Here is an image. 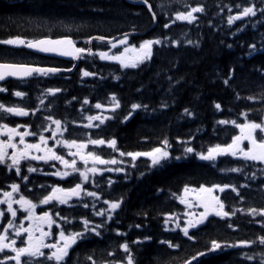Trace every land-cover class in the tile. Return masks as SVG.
<instances>
[{
    "label": "trees",
    "instance_id": "16d2710c",
    "mask_svg": "<svg viewBox=\"0 0 264 264\" xmlns=\"http://www.w3.org/2000/svg\"><path fill=\"white\" fill-rule=\"evenodd\" d=\"M161 1L166 2L148 0V3L153 9ZM234 2L239 6L255 4L256 16L245 21L235 20L229 25L228 17L233 13L226 8L233 7ZM262 7L264 0H229L224 11L206 10L199 22L179 23L166 29L164 24L172 18L167 21L161 17L156 24L146 4H131L128 0H0V40L20 38L29 41L71 35L81 47L86 48L85 41L90 37L115 38L128 33L129 45L137 48L144 40L161 41L154 46L151 59L134 69L124 70L117 63H103L95 55L85 59L70 76H37L25 84H8L10 92L19 90L25 95L23 99L28 103L22 108L37 111L35 118L30 116L23 123L30 125L31 131L38 136L42 134L43 126L46 127L45 116L62 122L66 120L73 131L75 127L71 122L78 118L79 109H82V118L92 116L97 103L113 105L111 97L115 96L120 107L112 114V119L95 129L82 126V139L68 140L81 141L94 154L109 159L118 157L117 151L107 144L91 146L89 141L115 139L116 149L124 153L163 148L165 139L170 145L168 151L173 159L162 167H152L150 161L142 159L139 166L126 167L125 173L90 177L85 184L80 182L78 173L63 183L57 179L38 178L23 186V196L34 202L47 195L46 190L52 184L63 185L66 189L80 182L86 191H95L101 196L97 204L86 197L75 210L54 207L53 217L66 232L83 231L81 221L84 219L93 225L106 220V216L94 215V212L106 210L105 199L122 201L112 220L98 229L101 235L88 234L86 240L79 241L71 250L66 264H112L125 257L119 248L123 243L129 245L134 264H184L198 251L210 247L213 239L221 244L256 243L251 247L224 248L207 259L199 257L201 264H260L264 245L259 244L258 238L264 235V228L260 227L264 217H253L247 213L250 208H264V165L248 162L246 166L243 160L229 155L219 156L213 162L200 161L194 155L181 160L174 158L185 155V146L193 147L196 152H207L209 147L227 145L234 136L240 135L238 128L231 123L220 124V120L243 123L245 117L241 114L246 113L249 121H264ZM252 45L255 49L250 47ZM93 49L110 54L120 52V49L114 50L99 43H93ZM0 62L72 68L69 63L29 55L24 48L15 49L6 44H0ZM81 69L93 75L83 76ZM225 80H228L227 84ZM54 89L60 91L51 94L49 90ZM0 98L10 97L0 95ZM85 100L89 103L85 104ZM133 104H139L141 108L133 111ZM129 112L132 115L125 121L124 117ZM16 122L10 123L15 125ZM36 123L38 127L42 126L36 128ZM256 135L259 137L264 133L257 130ZM242 146L246 147L247 141ZM232 168H242L243 171L232 172ZM55 169L64 171L59 163H55ZM10 180L6 170L0 168V184ZM12 183H16L15 179ZM226 184L235 186L240 195L232 192L231 187L221 192L225 210L238 208L242 212H237L230 219L211 217L198 229H191L190 235L195 234L194 242L179 230L174 231L171 225H165L166 215L176 216L184 212L175 196L181 195L185 186L199 188L201 185ZM85 203L87 208L83 207ZM55 213H59V217H67L70 222H65ZM8 219L0 221L1 230L7 226ZM21 221L24 223L23 216L16 220V224ZM229 224L232 228L228 227ZM166 227L169 230L166 231ZM117 231L124 235H117ZM9 236L12 237L11 231ZM146 236L151 239L145 240ZM50 239L54 242L55 237ZM160 240L171 241L179 247L168 248L166 243L160 244ZM109 252H114V255L109 256ZM245 254L255 258L248 260ZM5 255L8 253H0V259Z\"/></svg>",
    "mask_w": 264,
    "mask_h": 264
},
{
    "label": "snow or ice",
    "instance_id": "6c2138e0",
    "mask_svg": "<svg viewBox=\"0 0 264 264\" xmlns=\"http://www.w3.org/2000/svg\"><path fill=\"white\" fill-rule=\"evenodd\" d=\"M144 4L148 6V11L152 13V20L155 22L157 17L153 12L151 4L148 3V0H142ZM239 7V5H237ZM204 11L203 7L197 6L192 7L190 11L180 12L175 15V20L187 21L189 24L193 23L196 17L194 13H202ZM231 11V9H229ZM261 13L264 14V7L260 9ZM256 16L255 5L244 7L241 12L235 16L228 17V24L232 25L235 20H241L245 17ZM168 23L164 24V28H169ZM104 42L107 40L108 45L111 49H116L118 47H123V51L112 53L109 52H98L93 53L91 48L77 47L76 42L65 36L61 39H51L44 38L38 40H29L25 41L20 38L9 39V40H0V44L14 45V46H25L30 49H35L39 52L52 53L61 57H71L75 59H83L84 55H98L101 60H108L117 63L121 69H134L139 67L141 64L150 60L153 53V46L161 44L159 39H149L144 40L139 44V47L129 45V34L125 33L123 37L119 40L115 38L108 39L105 36H95L90 37L85 41V44H91L92 41ZM191 43V41H189ZM231 47V45H229ZM255 49V45L250 46ZM71 68L61 69L58 67H49V68H39V67H30L25 65L18 64H8L0 63V81H4L6 77H15V78H24L32 76L34 73L39 75L55 74L61 71H71ZM83 76L93 75L87 71H83ZM231 79V77H229ZM225 84L228 83V80L224 81ZM4 87H0V92H5ZM51 94L60 91L59 89L49 90ZM15 96L22 97L24 94L22 92H15ZM113 102L111 111H115L120 107L119 102L116 100L115 96L111 97ZM41 103L43 101L41 100ZM85 104L89 103L88 100L84 101ZM217 109H220V105H215ZM97 109H100L101 104L97 103L95 105ZM132 110L135 111L141 108L139 104H133ZM147 107V106H144ZM0 111L4 113H10L14 116L25 117L29 115V111L20 108V107H6L4 104H0ZM187 113L188 110L185 109ZM35 115V113H32ZM132 113L129 112L124 120L127 121L131 117ZM190 115V113H189ZM242 116L245 117L243 123H237L233 121L220 120V124L231 123L233 126L240 130V135H236L232 138L231 143L227 145H215L209 147L207 152H196L195 149L191 146H185L183 148L184 156H176L174 159L181 160L187 159L189 155H194L196 159L200 161L213 162L219 156L229 155L233 158L243 160L245 165H248V162L252 164L264 165V135L257 136V130L260 133H264V121L259 123L247 120V114L242 113ZM112 117H103L100 116H89L87 119L89 123L84 125V127H92L93 120H99L100 124H103L105 120L111 119ZM45 120H51V124L56 126L55 131H52V139L55 141V144L62 145L65 148L71 150L76 148V152L69 151L68 155L72 156L73 159L69 162L64 159L63 156L58 155L52 148L48 147V138L43 134H39L38 142L36 143H27L25 138L28 136H37V133L30 132L24 124H17L15 127H9L8 124H0V137H6V139H0V165L5 166L8 170L15 169V174L17 176H22L21 172V162L26 160H42L47 163L49 160L58 161L66 169H71L69 171L49 173L52 175L59 176L61 178L68 177L72 173H79V179L83 183L89 181V173L96 174L98 169L96 167L99 165H116L120 163L116 159L105 160L102 159L99 155L94 154L93 152H88L86 155L82 152V149L86 147L84 143H77L75 140H65V139H56L57 133L63 135L61 130V121L52 119L49 116L44 117ZM24 128V131L19 129ZM45 130H49L48 127ZM19 138V143H15L16 138ZM244 141H247V146L242 147ZM89 143L92 145H104L107 144L109 148H112L113 151H118L116 149L117 141L111 139L105 141L104 139H95L90 140ZM163 148L156 147L153 148L150 152H119L121 157L128 156L131 157V160L134 162L138 157L145 156L148 157L151 161L152 167L163 166L165 162L173 159L171 153L168 151L170 147L167 139L162 141ZM11 149V153H9ZM33 153H43V155H35ZM76 156H79L83 161L85 167L83 170L78 168ZM89 159H91L93 166L91 168L87 167ZM10 161V163H9ZM134 166V164H133ZM116 171H122L120 168H116ZM29 173L35 172L36 169L29 166L27 168ZM107 171H113L112 168H108ZM232 172H242V168H232ZM254 175V174H253ZM22 179L27 181V176H22ZM112 182L109 181V184ZM11 191H4V199H0V205H6V212L12 217V219L7 220V226L4 227L3 234H0V253H13V255H5L4 259H0V264H7L8 261H14V264H34L36 258H43L39 260L37 264H46V262H51V264H66V258L70 255V250L73 249V246L77 245L79 241L87 239V233L91 232L95 236H100L101 232L98 229H101L105 223L112 220V214L117 209L120 208L122 201H109L105 199L103 203L107 205L106 210H101L94 212V215L105 217L102 223L92 224L89 220H82L84 226L83 231H73L66 232L65 229L61 227L60 224L56 223V220L49 211H42L41 215L36 214L37 204L33 203L30 199H27L25 196L20 195L18 199L14 197V193L19 192V185L12 183L10 186ZM231 187V191L236 193L237 196L240 195L239 191L235 186L231 185H213L212 187H205L204 185L199 186V188H189L185 186L183 193L175 198L179 201L180 204L185 206V209H202L200 212L186 210L182 213L183 217V226L180 224V217H176L174 214H168L165 217V225L170 221L174 224V229H179V232L183 234L189 241H195V234L190 235L191 229H198L200 225H204L210 216L218 217L220 219L228 218L230 219L237 212H242V209L234 208L232 211L225 210V203L216 195H213V192L218 190L224 192L226 188ZM242 187H247V185H242ZM82 193L88 197H92L96 200L100 199V196L95 191H86L82 188V183H76L75 187L61 188V187H52V190L49 194L44 195L43 198L39 201L42 205H48L53 201L58 202L59 204H67L69 200L73 197L80 199ZM191 194V198L190 197ZM19 205V209L13 207V205ZM83 207L87 208L88 204L85 203ZM95 208V205H93ZM18 211L26 213L24 219L28 221V226L24 227L23 221L16 224L17 213ZM248 215L250 216H260L264 217V208H250L248 210ZM55 216L59 217V213H55ZM5 217V211H0V218ZM60 219L68 221L67 217H59ZM55 226L58 229H61L58 233H53L51 231L52 226ZM45 226H47L48 231H45ZM140 227V225H136ZM229 228H232V225H228ZM260 227L264 228V220L260 221ZM9 229H14L13 235L17 238L22 237L23 234L26 235V239L21 240V246H17V239L10 238L7 233ZM173 229V230H174ZM165 230H169L167 227ZM117 235H124L117 231ZM55 237L54 242H47L50 238ZM151 237H145V240H150ZM259 244L264 245V235L258 238ZM133 243H141V241H133ZM160 244H167L168 248L179 247V245H174L171 241L160 240ZM255 241H240L239 243H225L221 244L217 240L213 239L210 242V247H206L203 251H198L191 259L185 260L184 264H192L193 261H196L197 264H201L199 257H204L207 259L208 256L223 251L224 248H239V247H251ZM119 248L126 254L125 259L127 264H134V257L130 247L127 243L119 245ZM47 249V254L44 250ZM109 256H113L114 252H109ZM22 258H27L22 260ZM245 258L252 260L255 257L245 254ZM91 259V257H89ZM95 264V262H93ZM112 264H122L121 261H114ZM260 264H264V252L261 253Z\"/></svg>",
    "mask_w": 264,
    "mask_h": 264
},
{
    "label": "flooded vegetation",
    "instance_id": "af4514ba",
    "mask_svg": "<svg viewBox=\"0 0 264 264\" xmlns=\"http://www.w3.org/2000/svg\"><path fill=\"white\" fill-rule=\"evenodd\" d=\"M214 1L217 2V3H220L222 0H214ZM223 1H225V0H223ZM226 1H227V0H226ZM163 4H164V3H163L162 1H161V2H157L156 6L153 7V12L156 13L155 15H156V17H157V20H158L159 18H161V17H163V18L165 17V18L167 19V21H168L169 19L172 18V15H169V14L166 15V12H164L165 15H164V16H161V15H159V12H158V10H157V8L160 9V10H165V9H163ZM171 9H172V8H171ZM165 11H166V10H165ZM52 64H58V63H54V62H52ZM41 126H42V125H41ZM41 126L38 127V123L35 124V127H36V128H40ZM0 139H6V137H0ZM14 142L17 143V144L19 143L18 137L16 138V140H15ZM8 151H9V153H11V149H9ZM9 163H10V161H9ZM21 165H22V162H21ZM2 168H5V167H2ZM13 170H15V169H12L11 171H13ZM25 172H26V173H29V172L27 171V168H26ZM31 175H36V174L33 173V174H31ZM8 176L11 178V180H10V181H5L4 183L0 184V188H1V189H5L7 185H11V184H12V179H15L16 184H18L19 187L21 188L22 185L24 184V181H25V180L22 179V176H27V177H28V175L24 174L23 172H22V176H17L15 173H14V174H9ZM20 192H21V191H20ZM15 194H16V193H15ZM19 196H20V195H19ZM19 196H18V197H15V198L18 199ZM5 216H6V214H5Z\"/></svg>",
    "mask_w": 264,
    "mask_h": 264
},
{
    "label": "rangeland",
    "instance_id": "374dc122",
    "mask_svg": "<svg viewBox=\"0 0 264 264\" xmlns=\"http://www.w3.org/2000/svg\"><path fill=\"white\" fill-rule=\"evenodd\" d=\"M189 1L190 0H186L185 2H181L180 0H178L177 1V4L179 5V7H180V9H181V11L180 12H187V11H190L191 10V5H189ZM164 4H163V9H165V10H160L161 11V13H164V12H166V13H169L170 11H171V13H172V18L174 17V15L177 13V11L176 10H174V9H171L172 8V6L174 5V4H176V3H174L173 2V0H166V2L164 1L163 2ZM245 7V6H244ZM244 7H242L241 9L243 10V8ZM179 12V13H180ZM187 22V21H186ZM106 116H108V115H106ZM58 135H59V133H58ZM57 139V138H56ZM243 145V144H242ZM243 147V146H242ZM89 160H91V159H89ZM101 166H111V165H101ZM113 169V168H112ZM103 170H99L98 169V171H97V173L96 174H100L101 172H102ZM190 197H191V194H190ZM187 210H190V211H194L195 210V208L194 209H187Z\"/></svg>",
    "mask_w": 264,
    "mask_h": 264
},
{
    "label": "water",
    "instance_id": "95a60500",
    "mask_svg": "<svg viewBox=\"0 0 264 264\" xmlns=\"http://www.w3.org/2000/svg\"><path fill=\"white\" fill-rule=\"evenodd\" d=\"M128 1L131 4H136V2H133V1H130V0H128ZM94 41L95 40H93L92 42H94ZM98 42H100V41H98ZM104 43H107V40H105ZM27 50L30 51V52H32V53L38 54V55H42V56H46V57H52V58H57V59H64V60L71 61V62H76V63L79 60V59L73 60L71 57H61V56H57V55L52 54V53L39 52V51H37L35 49H30V48H27ZM84 56H89V55H86L85 54ZM60 73L67 74V72H62V71L61 72H58V73H55V74H60ZM55 74H51L50 73V75H55ZM34 75H39V74L34 73L32 76H34ZM29 77H31V76H29ZM29 77H24V78L6 77L5 80L4 81H0V83L6 82V81H8L10 79H17V80L24 81V80L28 79Z\"/></svg>",
    "mask_w": 264,
    "mask_h": 264
},
{
    "label": "bare ground",
    "instance_id": "6f19581e",
    "mask_svg": "<svg viewBox=\"0 0 264 264\" xmlns=\"http://www.w3.org/2000/svg\"><path fill=\"white\" fill-rule=\"evenodd\" d=\"M221 2L225 3V2H229V0H227V1H226V0H225V1L222 0ZM221 2H220V3H221ZM242 7H244V6H242ZM157 10H158V12H159V15H161V16H164V15H165V13H161L160 9L157 8ZM155 14H156V13H155ZM167 14L172 15L171 11H170L169 13H166V15H167ZM89 48H93V45H90ZM53 65H57V64H53ZM58 65H60V64H58ZM59 68H61V67H59ZM61 69H62V68H61Z\"/></svg>",
    "mask_w": 264,
    "mask_h": 264
}]
</instances>
